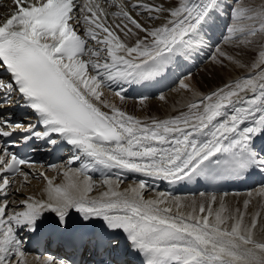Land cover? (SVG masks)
<instances>
[{"label":"snow or ice","instance_id":"obj_1","mask_svg":"<svg viewBox=\"0 0 264 264\" xmlns=\"http://www.w3.org/2000/svg\"><path fill=\"white\" fill-rule=\"evenodd\" d=\"M14 2L17 11L0 24V67L10 74L8 82L0 81V103L17 94L18 106L31 110L43 131L0 115V138L16 129L27 132L20 137L25 141L57 134L77 153L64 175L72 172L83 180L62 186L49 180L47 199L29 196L20 202L23 211H9L12 180L19 174L27 181L29 173L19 166L30 162L5 141L0 147V264H23L22 233L29 239L59 236L73 253L87 248L103 255L100 264H123L121 234L126 250L144 257V264H264V241L256 239L258 228L264 232L259 213L247 222L239 209L225 215L222 199L214 209L215 196L198 209L193 203L187 213L177 202L173 213L164 193L144 199V181L121 192L118 178H105L107 191L90 196L93 165L169 183L264 174V0H113L115 28L100 19L107 14L99 3L85 4L76 18L74 0ZM73 21L83 25L84 37L98 49L86 47ZM218 22L222 42L214 39ZM205 48L213 64L247 68L248 74L168 119L147 122L115 105L108 112L101 109L100 103L109 105L99 90L109 88L124 100L126 86L146 87ZM180 87L191 90L184 83ZM82 157L89 159L73 169ZM73 212L78 226L70 225ZM44 264L77 262L49 257Z\"/></svg>","mask_w":264,"mask_h":264},{"label":"bare ground","instance_id":"obj_2","mask_svg":"<svg viewBox=\"0 0 264 264\" xmlns=\"http://www.w3.org/2000/svg\"><path fill=\"white\" fill-rule=\"evenodd\" d=\"M145 2L158 3L159 0H145ZM255 2L259 4L260 0H255ZM16 11L17 5L15 4L14 0H0V24L10 18V16ZM108 20L110 21V26L115 28V24L118 23V21L114 20L112 17H110ZM116 31L120 37H123L122 33H119L118 30ZM208 66L209 65L207 64L205 66H202L199 70L192 73L191 76L187 79H183L185 77V74L183 72V66H180L176 74L182 80H180V83L176 84L169 93L163 95V100H161L160 98L139 102L130 100L120 104V100L118 98L112 97V104L115 106H119L118 104H120L119 108L124 109L123 112L128 115H132L135 118L140 119L141 121L150 122L152 119H168L180 115L182 112H187L188 104L194 101H198L202 96L208 95L211 92L217 90L218 86L221 87V85H224L225 83L237 80L238 76H245L248 74L247 68L229 66V64H225L224 66L217 65L216 68L211 69H208ZM181 83L188 85V88L191 90L181 88ZM111 95L112 94L110 92L105 91L103 95L104 101L110 100ZM173 109L179 113H174ZM65 171L67 170L61 167L57 170L49 172L47 174V178L41 179H39V177L33 178V175H31L27 181L23 180V182L18 185V189L20 193L24 194L26 197L31 196L34 199H39L47 197L44 189L47 187L49 180L53 182V186H62L70 181L79 182L83 180L82 176L76 177L72 172H69L68 176L66 177L64 175ZM96 182L97 187H93L94 193L92 194V196L99 197L101 193L107 191V187L103 185V181ZM112 187L116 188V185L113 184ZM130 187H136V185L124 184L123 191ZM212 196L216 197V201L213 204L214 209H218L220 207L221 199L223 200V204L226 209L224 213L225 215L234 214L236 210L239 209L240 211L245 212V220L247 222L250 221L254 214L259 213V220L260 222L264 223V211H260V207L262 204L259 205L258 203L260 200H264V186H259L256 189H253L245 194H198L196 196L176 197L165 196V199L167 206L172 207L174 213H176L177 211V202L182 206L180 211L187 213L191 210V205L193 203H195L198 209L201 203L207 205L209 202H211ZM252 196H258L259 199L251 200ZM145 197L147 199H158L159 193L146 194ZM177 198H179L178 201ZM245 201L253 203V207L255 208V210H249L248 206L245 209ZM256 239L264 241V232H261L259 228L256 232ZM41 262L42 261H40L39 264H41ZM23 264H37V261L34 260L33 255H29L23 260Z\"/></svg>","mask_w":264,"mask_h":264},{"label":"rangeland","instance_id":"obj_3","mask_svg":"<svg viewBox=\"0 0 264 264\" xmlns=\"http://www.w3.org/2000/svg\"><path fill=\"white\" fill-rule=\"evenodd\" d=\"M245 2H247V1H245ZM209 61H210V59H207V61L205 62V64L202 65V66H205V65L207 64V65H209V66H208V69H209V68L211 69V68H216V67H217V65L213 64L211 61H210V63H209ZM226 64H227V63H226ZM202 66H201V67H202ZM229 66H234V65H229ZM201 67H200V68H201ZM200 68H199V69H200ZM239 68H241V67H239ZM199 69H198V70H199ZM243 76H244V75H242V76H238V79L241 78V77H243ZM191 82H192V80H191ZM225 84H226V83H225ZM225 84H224V85H225ZM224 85H221V87H223ZM218 88H220V86H218ZM173 111H174V113L177 112V111L174 110V109H173ZM177 113H179V112H177ZM255 197H256V198H255ZM255 197L252 196V197H251V200H255V199L258 200V199H259L258 196H255ZM261 201H262V202H261ZM258 203H259V205H261V204L264 205V200H260ZM249 204H250V205H249ZM262 205H261V207L259 206V207H260V211H264V206H262ZM247 206H248L249 210H252V211L255 210V208L253 207V203L248 202V205H247ZM261 237H262V236H261Z\"/></svg>","mask_w":264,"mask_h":264}]
</instances>
